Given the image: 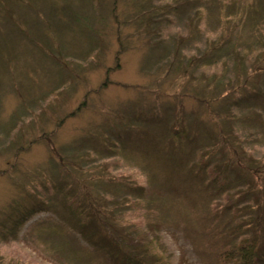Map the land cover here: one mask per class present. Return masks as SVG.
I'll list each match as a JSON object with an SVG mask.
<instances>
[{"label": "rangeland", "instance_id": "1", "mask_svg": "<svg viewBox=\"0 0 264 264\" xmlns=\"http://www.w3.org/2000/svg\"><path fill=\"white\" fill-rule=\"evenodd\" d=\"M137 1L0 0V264H121L132 249L151 264H235L253 227L230 208L250 197L217 195L208 181L220 176L256 185L264 224V174L246 173L264 167V128L248 109L260 97L232 107L220 96L264 90V34L242 25L222 54L206 53L213 13L183 3L149 29L134 21ZM228 107L239 119H225ZM219 127L237 130V167L217 163Z\"/></svg>", "mask_w": 264, "mask_h": 264}, {"label": "trees", "instance_id": "2", "mask_svg": "<svg viewBox=\"0 0 264 264\" xmlns=\"http://www.w3.org/2000/svg\"><path fill=\"white\" fill-rule=\"evenodd\" d=\"M161 1V0H159ZM3 2V1H2ZM174 3H169L165 2L164 4H157L154 5L150 0H140L135 3V5L139 8L140 14L134 19L135 22L138 24H142L144 28H149L150 26L152 27L154 23H158L160 18L163 17L164 14L168 13H174L175 10H179L180 6L184 3L188 5V7H194L197 9V13L199 14L200 18H204L205 16L208 15V13H213L215 16V26L212 29L213 31L218 32L217 36L213 39H209L207 41V44L205 46V50L203 52L208 53L209 51L213 50L218 53L222 49L225 50L224 46L230 42L235 41L233 38H235L236 34L240 32V28L242 25H251V28L255 32V39L260 40V36L264 34L261 30L264 29V15H263V10H264V0H182L181 4L179 3L178 0H174ZM204 11V15L203 14ZM3 13H5V9L2 10ZM4 15L8 16V13H5ZM164 18V17H163ZM233 25V29L229 27V25ZM139 27V25H138ZM150 27V28H151ZM149 28V29H150ZM234 32V33H233ZM233 33V34H232ZM260 42L264 43V37L260 40ZM245 50L248 52H252V46L248 45L246 43ZM258 46H256L257 50ZM238 50H240L238 48ZM237 50L236 49H231L227 52V55H237ZM222 54V53H220ZM262 54H264V49ZM206 56V55H205ZM202 60L205 64V62H208L207 60L203 59ZM222 61H226V56L223 55L221 57ZM262 60H264V55ZM196 58H191L187 63H184V68L190 69L195 63ZM201 66V65H200ZM254 70H259L260 72H264L261 67L256 66ZM224 82V80H221ZM245 88L244 84L243 85H238L236 86L235 90H230V88H224L220 89L221 93V99L223 101H227L230 99L232 107H234L237 104H240L243 100H246V98H250V96H258L260 97V101L258 102V105L260 108H248L249 111L253 114L254 116V123L252 124V128H255L260 126L259 129L264 128V114H262V111L264 112V90L261 88L259 91L255 90L254 88H249L248 91H243ZM233 94H235L234 97ZM202 102L209 104V102H206L202 100ZM250 104H252L249 101ZM225 107L228 106V103L224 104ZM229 110V111H228ZM228 110H226V115L224 116L225 119H230V118H235L239 119V116L237 114L232 113L233 110L231 107H228ZM245 119L249 118L250 114H245ZM263 120H262V118ZM209 117H206L208 119ZM220 118V116H218ZM222 119V118H221ZM226 121V120H225ZM217 134L219 135V139L223 141V149L226 147L228 150L226 151V156H222V150L219 151L220 158L217 160V163L223 164L227 169L231 166V164H235L234 166H239V159H237L238 155V148L239 150L241 149V146L236 144L238 138H237V130L236 129H229L228 131L226 129H223L221 127L218 128ZM229 135V136H228ZM235 137L234 140H230L229 137ZM254 139L257 137L256 135H252ZM232 141V142H231ZM262 143H264V138L261 140ZM234 159V160H233ZM257 164V163H254ZM236 166V167H237ZM219 172V171H218ZM251 172L252 174H264V167L263 166H258V165H252L251 169H248L246 173ZM236 177H238V182L240 179L245 178V175L241 177V173L235 174ZM222 178L220 177H214L211 179V181H208L209 187H212L215 191H217V195L220 194H227L230 193L231 190L235 189L237 191V194L242 195L246 198H249V201L247 204H243L237 209L231 208L234 212V210L239 211L245 209L243 212V215L246 214L247 217H249L246 225L253 227V232L250 233L248 236H246V240H243L242 242H237L234 252L232 251V254L230 255L233 257V263L235 264H259V261H261V255L264 256V246H263V240L264 236L262 238L257 237V234H253L254 231L255 233H259L261 230L264 231V224L262 223V217H259L256 215H252L253 210L256 208L257 205H259V198L258 194L260 191L259 189L256 188V185L251 182L250 180V185L247 187H241L243 191H240L237 188L238 184H229L228 179H226V182L222 184H218L219 179ZM210 189V188H209ZM229 195V200L233 197L231 194ZM238 204V202L235 204V206ZM92 209V208H90ZM89 211V209H87ZM249 210V212H247ZM226 212H229V209H226ZM227 214V213H226ZM97 214H95L96 216ZM97 217H100L98 214ZM232 217V215L230 216ZM91 218H95L93 214H91ZM241 229H234L233 231H239ZM245 230H241L243 232ZM81 235L82 234H87L85 230L80 231ZM264 233V232H263ZM117 234V233H116ZM87 236H91V233H88ZM118 235H116L117 238ZM119 237V236H118ZM87 238V237H86ZM119 239H121L119 237ZM121 243V244H120ZM99 245H102L98 243ZM119 246L120 248L123 246L122 241L120 242L117 239V245L113 247V255L116 257L117 256V249ZM263 247V251L259 253V248ZM112 250L109 252V256L111 258H114L112 256ZM133 250V249H132ZM132 250H129L127 253L125 251H121L119 254V257L122 258V262L125 264H151L149 262V259L147 257H142L141 255L134 253Z\"/></svg>", "mask_w": 264, "mask_h": 264}]
</instances>
